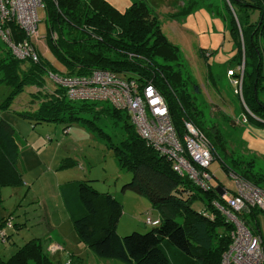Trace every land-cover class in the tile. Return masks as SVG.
Here are the masks:
<instances>
[{"label":"trees","instance_id":"trees-1","mask_svg":"<svg viewBox=\"0 0 264 264\" xmlns=\"http://www.w3.org/2000/svg\"><path fill=\"white\" fill-rule=\"evenodd\" d=\"M41 1L44 8L40 12L47 26L43 42L48 44L49 54L55 61L49 59L47 52H38V62L19 60L11 52L6 61H0V83L11 90L2 109H8L25 88L31 87L34 89L29 93L30 104L36 109L22 113L27 119L65 124L66 119H87L80 116L89 114L96 120L105 117L116 122L119 119L115 117L126 115L129 124L122 125L124 137L120 147L116 146V158L123 168L133 173L128 188L147 197L158 214L157 218L148 216L159 222L151 226V231L121 237L117 228L122 206L113 196L99 193L89 185L90 182L68 186L61 193L80 242L99 259L125 264H220L231 244L234 228L212 206L214 201L221 200L214 181L213 190L203 191L188 177H181L173 170L168 158L139 136L126 110L106 102L71 101L63 84L50 76L87 77L101 69L134 79L139 87L151 83L165 98L172 123L180 136L185 134V122H192L197 127L194 101L187 92L190 78L181 70L180 51L167 39L159 15L151 8L149 0L133 2L124 13L107 0ZM222 1L230 15L227 21L236 44L237 66H245L237 89L242 84L247 109L260 124L258 119L264 122V106L256 98V92L262 79L264 81V0ZM233 1L236 4L234 10L231 8ZM8 26L15 42L25 39V32L20 27ZM53 33L57 35L55 42ZM50 81L54 87H50ZM193 87L199 93V88ZM97 105L107 106L111 112L96 110ZM66 124L62 131L68 133L70 123ZM204 136L212 145V165L218 163L214 144ZM17 147L15 130L0 118V188L23 184L17 167ZM212 165L209 171L213 174ZM218 165L230 176L225 166ZM197 201L202 204L199 211L193 209ZM244 218L247 220L248 216ZM52 254L48 255L42 240L35 238L7 260L0 259V264H60L53 260ZM70 261L79 264L74 258Z\"/></svg>","mask_w":264,"mask_h":264},{"label":"rangeland","instance_id":"rangeland-1","mask_svg":"<svg viewBox=\"0 0 264 264\" xmlns=\"http://www.w3.org/2000/svg\"><path fill=\"white\" fill-rule=\"evenodd\" d=\"M136 1L138 0H112L121 5L122 13ZM192 1L196 2L195 9L189 7V0H149L148 3L159 15L161 29L167 39L181 52V70L190 78L187 92L191 94L197 112L194 121L198 129L214 144L220 160L217 162L231 174L264 189V184L260 183L264 181V125H260L264 122L258 119V124L251 117L244 101L242 84L237 89L245 66L230 65L234 64L237 50L223 19L211 16L207 8L201 6L203 1ZM222 3V0H218V7L226 10L224 15L230 20L228 10L221 6ZM235 7L233 1L232 10ZM37 17L41 21L37 23L39 33L41 37H45L47 26L40 10ZM185 32L191 34L192 38L189 39ZM52 35L55 42L57 35ZM36 49L40 54H49L46 43H40ZM10 52L0 37V61H6ZM49 59L55 61L51 55ZM209 66H212L210 73ZM212 72L216 86L210 83L209 74ZM70 78L75 77L64 79ZM50 80L52 81L51 78ZM51 81L49 85L54 87ZM194 85L199 88V93L193 89ZM32 89L34 88H25L9 108L4 110L2 105L10 96L11 90L0 83V118L15 130L17 167L23 179V184L19 186L0 188V232L4 235L3 238L0 236V259L7 260L24 244L39 238L48 255L52 244L50 241L58 242L59 247L51 257L60 264H67L72 258L78 260L79 264H125L118 260L99 259L80 242L69 219L70 212L63 203L61 190L80 182H90L93 189L102 194H110L121 204L122 215L117 228L119 236L125 237L134 232L145 234L152 230L153 227L146 224V219L149 215L157 218V210L147 197L137 195L128 188L133 180V173L123 168L116 158V146L120 147L124 137L122 125L129 124V120L124 114L119 118L115 117L119 119L116 122L105 117L96 120L91 115L84 114L80 117L87 119H66L70 128L65 133L62 129L67 125L66 122H44L22 116V113L36 109V106L30 104L29 93ZM256 98L264 106L263 79ZM97 106L96 110L106 109L111 112L107 106ZM245 147L255 151L259 159L250 155ZM216 173L215 185H221L228 192L237 190L234 177L222 171ZM257 181L260 182L256 184ZM199 195L204 196L203 193ZM201 207L200 201L193 204L196 211ZM256 219L264 236V214L256 213ZM52 227L56 229L53 230ZM252 228L256 230L254 224ZM223 232L224 230L220 233Z\"/></svg>","mask_w":264,"mask_h":264},{"label":"built area","instance_id":"built-area-1","mask_svg":"<svg viewBox=\"0 0 264 264\" xmlns=\"http://www.w3.org/2000/svg\"><path fill=\"white\" fill-rule=\"evenodd\" d=\"M43 8L41 0H0V37L19 60L38 62L36 48L45 42L37 26L41 22L37 14ZM9 24L20 27L25 39L15 42ZM51 77L63 84L71 101L106 102L126 110L139 136L168 158L177 174L188 177L203 191L213 190L214 175L209 171L214 161L212 145L192 122H185V134L179 135L165 98L154 85L139 87L135 80L120 78L107 70H96L87 77ZM230 176L236 179L235 194L219 185L221 200L212 203L234 228L231 244L220 264H264V236L252 228L254 224L259 229L254 213L264 214V189L234 174ZM158 223L150 217L146 219L149 226ZM0 236L4 237L1 232ZM58 247L59 244L53 243L48 251L55 253Z\"/></svg>","mask_w":264,"mask_h":264},{"label":"crops","instance_id":"crops-1","mask_svg":"<svg viewBox=\"0 0 264 264\" xmlns=\"http://www.w3.org/2000/svg\"><path fill=\"white\" fill-rule=\"evenodd\" d=\"M111 5H113L116 9H118V11H120V12H122L123 11V9H120L121 8V5L119 4V5H117V4H115L114 2H112V0H107ZM201 1H203V5H201V6H204V7H206L207 8V10L210 12V14H211V16H213V17H215V18H217V16H218V18H221V19H223V21H224V25H225V27H226V29H229V26H228V21H227V17L224 15L225 13V11H223L222 9H219V7H218V0H201ZM213 2H215V4L213 3ZM189 3H190V6L189 7H192L193 9H195V7H194V5L196 4V2H193L192 0H189ZM184 6H187L186 4H184ZM221 6H223V8H224V5H223V3H222V5ZM214 9V10H213ZM225 9V8H224ZM182 29H184V28H182ZM184 30H187V29H184ZM188 31V30H187ZM185 35L189 38V39H191L192 38V35L191 34H189V33H186L185 32ZM199 38V37H198ZM200 40V44H201V39H199ZM170 42V41H169ZM171 43V42H170ZM173 44V43H172ZM173 45H175V44H173ZM176 46V45H175ZM180 51V50H179ZM180 56H181V52H180ZM182 60V59H181ZM233 61V60H232ZM233 63L234 64H230V65H235V66H237V59H235L234 58V61H233ZM208 68H210L209 69V73L212 71V66H209ZM209 77H210V79H211V81H210V83H211V85H213V86H216V82H215V77H214V75H213V72H212V74H209ZM242 139V138H241ZM243 143L245 144V142L243 141ZM246 145V144H245ZM247 146V145H246ZM246 148V150L248 151V152H250V155H253V156H255V157H257V155H256V153H255V151H253V150H251V149H248L247 147H245ZM258 158V157H257ZM259 159V158H258ZM219 163H215V164H213L212 165V167H211V170H212V172H213V174H214V178H216L217 179V177H215V175H218V173H216L217 171H220L221 172V170H220V167H219V165H218ZM262 183V182H261ZM264 184V183H263ZM62 198H63V195H62ZM63 203H64V198H63ZM65 205V204H64ZM70 219V218H69ZM53 228V227H52ZM56 229V228H55ZM54 228H53V230H55ZM58 229V228H57ZM51 238H52V236H51ZM55 243H58V242H56L55 241Z\"/></svg>","mask_w":264,"mask_h":264}]
</instances>
